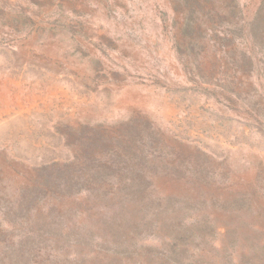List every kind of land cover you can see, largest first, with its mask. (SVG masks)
Instances as JSON below:
<instances>
[{"label":"rangeland","instance_id":"rangeland-1","mask_svg":"<svg viewBox=\"0 0 264 264\" xmlns=\"http://www.w3.org/2000/svg\"><path fill=\"white\" fill-rule=\"evenodd\" d=\"M0 264H264V0H0Z\"/></svg>","mask_w":264,"mask_h":264}]
</instances>
